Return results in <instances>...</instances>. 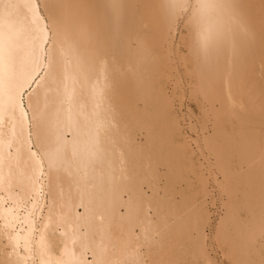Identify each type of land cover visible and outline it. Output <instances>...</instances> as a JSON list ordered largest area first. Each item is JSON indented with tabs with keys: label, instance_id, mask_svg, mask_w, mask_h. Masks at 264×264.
<instances>
[{
	"label": "bare ground",
	"instance_id": "1",
	"mask_svg": "<svg viewBox=\"0 0 264 264\" xmlns=\"http://www.w3.org/2000/svg\"><path fill=\"white\" fill-rule=\"evenodd\" d=\"M152 1L155 2L154 0H40L39 3H41L42 9L46 17L45 20L44 18H42V15L39 11L37 0H0V248L3 247V246L1 247V243L3 241L6 242L5 244L8 246V248L6 247L5 250L8 249V251L5 252V257L2 256V258L4 257L7 263L9 264H126L127 262H129V259H125V258L122 259L118 256L116 259L110 260L111 252L113 251L112 248H114L112 247L113 241L115 239L116 240L124 239L127 241L128 240L133 241L134 239H138L137 231H135V228L140 226L136 224L127 225L124 221L125 217L128 215V207L126 205L127 201H124L125 198L122 197L123 196L122 194H126L125 196L129 197L128 195L129 192L127 193V191L128 189L130 190L131 187L132 188L134 187L132 186L133 185L132 182L125 181L124 177L123 176L121 177L122 174L119 175L120 173H122V170L125 167V165L122 163L124 156H122L123 154H121V152L122 149L126 147V146L123 147L124 136H121L122 135L121 132L123 131L122 129H127L128 127L127 128L124 127V125L122 124L123 122L122 120L124 119H121L122 118L121 113H123V110H120V106L122 105L121 102L123 100L121 96L122 93L121 92L116 93V90L113 88V90H115L117 97L113 96L114 93L111 91L112 90L111 86H114L116 82L113 79L114 74L119 75L120 79L122 78L120 74L122 71L119 72V68L122 67V65L119 64V66H117L118 63L117 61H119V63L123 65L124 63H126L124 66L130 67L128 66L131 64L130 62L134 61L131 60V57L132 59H135L136 57H140V56L143 57L142 54L146 53V51L143 50V48H145L146 50L148 48L149 49L154 48L152 47L154 45L153 44L154 42L152 43L153 45L150 44L149 42L147 44L146 40L148 41L149 38H152V41L154 40L156 42L157 37L156 38L151 37V34H153L151 28L154 29L153 28L154 26L156 25L159 26L158 23L156 25L153 24L150 25L152 27H150L151 33L147 32V34L149 33L147 35L149 36L148 39L146 38V36H145L146 40H144L145 38L143 37L141 38L142 39L140 40L141 44L142 41H144L143 44L146 43L148 46L147 47L144 44L142 45L143 48L140 46V44H138L139 45L138 46L137 44L132 42L133 40H135L136 42L139 41L138 38H137L138 40L135 39L139 35V33H137V30L139 31V26H137L136 31L135 29H132L133 31H135V36L133 33H131L132 31H130L129 28L125 27V25L127 24L128 26L131 25L130 23L132 21L129 23L127 19L130 20V18H132L134 20L135 17L133 18L132 15L135 14L134 12L138 11L139 4L141 5L140 7L141 10L139 13L140 15H142L143 14V13L141 14L142 9L143 11H145L144 9L147 10L150 8V6L152 8L153 6L152 4H154ZM157 1L155 3L159 4L160 0ZM161 2L159 4V7H157L158 5L156 6L158 10L155 9L156 11L154 12L155 13L157 11L160 12L161 9L160 7H162L163 11L161 10L162 13L160 12V14H163V12L169 14L168 17L166 13H164L165 15H160L161 20L158 21L161 22L164 21L165 19L174 20V18L180 19L181 17L182 19L183 18L188 19L192 17V19L198 20L196 22L198 23L199 28H197L195 32H196V39L199 42L198 48L200 49L199 52L201 56L206 58L207 61L211 60L212 62L210 63L213 64H215L214 62L217 61L218 68L219 69L223 68L220 71L218 69L220 74H222L221 72H224L223 71L224 67L227 66L225 65L224 67H222V65H224L225 62L226 64L229 65L227 67L228 69H230V72H232L230 73L232 75L229 74L230 78L227 76L229 71L227 72L228 69L225 67L227 69V70L225 69L226 70L225 72H227L226 73L227 75L226 74L225 75L226 77L229 78V80L224 79L225 77L222 76L224 74L221 75L223 77L222 79L223 82L220 79L222 78L221 76L219 77V79L221 80L222 84L224 83L225 80L227 81L226 82L227 84L229 83L228 85H230L231 83L230 80H232L233 81L232 83L234 84L231 83L232 86L226 85L227 88L222 87L223 90L227 91L229 89L232 93L234 90L233 88H235L234 86H237L238 88L240 87L239 90H241V95L237 94V96L240 95L241 97H237L236 95H234V97L235 96L237 97L235 99H239V101L233 99V94H232L231 97L227 96L228 100H226V97L224 99L225 101L222 100V106H224L223 103L225 104L226 102L227 105L226 104L225 105L227 106V108L226 106L225 108L227 110L229 109V112L233 111L235 113L236 110L238 109L239 110L243 109V111L246 112V113L244 112L245 114L241 113L242 114L241 119L244 122L243 124L241 123V119L239 123L237 121L235 123H232L234 126L236 125V123H238V125L235 126L236 128L234 127L237 133L235 132L233 136H236L235 134L241 133L244 136V138L243 136H241V134L239 138L242 137L243 139H245L246 143H244L245 145L244 144L241 145V147L240 145H238L239 143H237V146H239L237 147L236 141L230 142L232 140H229L230 139L229 138L228 140H225L223 144L225 145V142L229 141L226 143L225 147L227 148V144L228 146H230V144L232 145L227 148V151L226 153H224L225 154L224 156L222 152L223 151L225 152L224 149L226 148H224V145L221 143L224 149L222 148L223 151L220 150L221 151L220 154H222L223 158L222 159H218L216 157L215 158L217 160H221V162H219L221 163L220 167L222 166L221 168L224 170L226 174H230V175L232 173L235 174L240 170L241 173L245 172V177H242L241 180L248 179L247 180L248 182L252 177V180L250 181H253L256 185V186L253 185L254 183L249 181L250 187L255 186L252 187L251 189L249 188V186L247 187V185H245L247 184L245 180L244 182H239L240 185H243L244 187L246 186V189L248 188L251 189L253 191V193L252 192L251 193L254 194V197L257 198V200L262 201V202L259 201V203L256 202V199L254 201L255 204L257 203L256 205L259 204V207L262 204L260 210H258L256 208L258 206L255 207L254 202H252L253 201L252 199L254 197L249 202V204H251V202L253 203V205H250L252 207L251 208L249 206L247 207L245 205V201L246 199L247 201L249 199H248V195L246 197V193L250 190L245 189V191L243 192V195L245 194V196L243 197H246V199H243L245 200L244 203H242L243 201L242 202L240 201L241 199H239L237 203L239 205V203L241 202V205L243 204L242 207L246 206L247 208L251 209L250 210L251 220L250 222L248 220V222L251 224V227L248 229L243 226L235 225L236 227L237 226L239 227L238 228L239 230L240 228L242 229L246 228L248 232H250L249 234L246 235L245 237L246 239L243 238L245 239L244 241L248 239V243L246 242L244 243L249 245V243H251L252 240L258 237L256 232H254L256 217L258 214L264 213V187H263L264 181H262L264 178V167L261 165H258V168L250 167L248 169L246 167L247 170L246 171L243 170V166H242L244 162L247 161L249 158L255 157L260 154V152L258 151V148L260 146L254 147L247 141H249L255 134L260 135L262 132H264V123L262 121V118H264V0H241V1L239 0H162ZM137 3L139 4L137 5ZM136 5L138 6L137 8H135ZM134 9L137 10L134 11ZM151 10H149L148 12H150ZM145 12L147 13V11ZM151 12L150 15L154 13L153 10ZM148 15L149 14L147 13V18H150L148 17ZM169 15H171V17ZM241 16L244 17L242 18ZM137 17H139V15L138 16L136 15V18ZM155 17H152V19ZM163 18L165 19L163 20ZM240 18L243 19V22L242 19ZM121 19L122 21H124V25H123L124 29L122 25H120L121 23H123V22L120 23L119 20ZM137 20L138 18L134 22L137 23ZM154 20H152L153 22L151 23H154ZM244 21L248 23H245ZM134 22H132V26L133 24H135ZM167 22L169 21H166L165 24ZM143 23L145 24L146 22ZM147 23H150V21ZM147 23L146 26H148ZM162 24H164V22H162L161 25ZM161 25L160 28L162 27ZM132 26H130V28ZM135 26H133L132 28H134ZM166 26H168V24H166ZM246 26L247 28L245 29L244 27ZM143 27H145V25H143ZM121 28L123 31L121 30ZM160 28L157 27V29ZM127 29H129V31ZM155 29L153 30L154 32L158 33L161 31V30L155 31ZM165 29L166 27L162 30L165 31ZM244 29L246 33L249 31V29H251L249 32L252 31L254 37H252V34L250 33H247L249 36L245 34ZM127 32L130 35L133 34L135 38L133 36L131 38ZM242 33H244L243 34L244 38ZM160 34H162V32H160ZM163 34H165V32ZM156 36H158V34H156ZM202 36H204L205 38L204 41L201 42ZM249 37L252 40L253 39L254 40L253 41L250 40ZM129 38H131L132 40H130ZM241 38L243 39L247 38L245 41L247 40L250 41H247L246 44V42H244L243 39L241 40ZM149 41L152 42L151 40ZM242 41L244 42V44ZM239 43H241L243 46H246L247 48L243 47ZM134 44L137 46L134 47L137 48V50L130 48L134 46ZM149 45L151 48L149 47ZM138 47L140 50H143V53H141L142 51L140 50L139 52H137ZM240 47L242 50H240ZM243 48L246 49L243 50ZM129 49H131L130 51V54H132L131 56H129ZM132 49L134 50V52L136 51L137 53L136 52L133 53ZM154 50L155 49H153V54L155 53ZM239 50L241 52L243 51L242 54L244 53L241 59L240 56H242V54L240 55ZM151 51H147V52H151ZM139 53H141L139 56H135ZM225 53H228L229 55L231 54V56L234 57V60L232 58V61H229L231 63L235 61V63H233L234 65L231 63L229 64V62L226 61L227 60L226 56L228 54ZM114 54L116 56H114ZM223 54L225 55L226 58L224 57ZM238 54L239 57H237ZM157 55L156 58L154 56L156 61L160 59L159 56H158L159 59L157 58ZM211 56L212 57L214 56L213 57L214 59ZM231 56L228 57L229 60ZM147 57L149 61L150 58L149 55H147L145 58ZM203 57L201 59H203ZM145 58H141L143 60H140L142 65L144 64L142 61H144ZM151 58H153V56ZM236 58H239L242 62L237 61L236 63V60H239ZM146 60L147 59H145V61ZM148 61H146L147 62L146 64H148L146 65V67L141 66L139 62L136 64L137 61L136 62L134 61L135 63H132L133 65L134 64L137 65V67L136 65H134L136 67V70L133 71L136 72V76L137 75L139 76L140 74L145 73L146 70H148L147 68L149 67V64L151 65L150 62H152V61L149 62ZM203 63L202 65H206V66H202V65L201 66L204 69V74L205 75L207 74L206 75L207 81L208 83L212 82L209 83V86H207L208 85L207 83H204L203 85L207 84L205 86H207V88L208 87L210 88L217 81L216 79L217 76H215V74L213 76L210 69L215 71V69H217V65L216 67L215 65L211 66V64L207 66L209 62L208 64L207 63L203 64ZM220 63H222V65ZM153 65L154 63L152 62V65L149 67L150 71H151L150 68L153 69ZM230 65H232V67H230ZM124 66L121 69H123ZM134 66L133 68L135 69ZM237 66L238 68L240 67V71L237 68ZM114 67L116 68L118 67V70ZM142 67L146 69L144 72L141 73L140 70L141 71L143 70L141 69ZM233 67L234 69H232L231 71V68ZM131 68L132 67H130V69ZM235 68L237 69L236 72L239 71L238 73L234 72L236 74L233 73V71L236 70ZM156 69L157 68L154 67L153 71L151 72L147 71V73H145V76L146 75L150 76L151 74H153L152 72H154V74L156 75L157 72ZM207 69L209 70V73L208 72L206 73V71H208ZM241 69L244 70L245 74L244 72L242 73L243 70ZM115 71L116 73H114ZM133 72L132 75H135V73L133 74ZM210 73H211V77H210ZM239 73H242V77H244L243 79H241V76L240 77L238 76L240 78V79L238 78V80L237 78L234 77L231 78L233 74L235 76L237 74L241 75ZM202 74H203V70H202ZM136 76H133V78ZM142 76L143 75H140V78H142ZM145 76H144V80H145ZM212 76L215 78V80ZM117 77L115 79L118 82L119 81L122 82ZM157 77H158L156 78L157 80L160 79L159 76ZM129 78H131L132 81L135 80V78L134 79H132V77ZM148 78L149 77H146V80ZM152 78L153 80L155 79L154 76ZM152 78L149 79L152 80ZM148 80L146 82L143 81L145 85H147ZM153 80L151 81L152 83L148 82L149 85H147L148 86L147 88L145 87L142 88L141 85L137 83L139 81L135 80V83H137L141 89H139L138 87H134L133 89L131 83L134 84V82L131 81L129 82L131 84L130 88L132 87L133 89V90L131 89L133 91V92L131 91L132 94L134 93L136 97L139 96L137 98L134 97L136 100L140 98L142 99V97L145 98L143 95L145 94V92L148 93L147 96L149 97V94L152 93V91H154L155 89H157L153 87L154 89L150 90V88H152L150 84L156 82ZM237 81H240L241 83L235 85ZM210 84L212 85L210 86ZM222 84H220V81L218 82V84L216 83L217 86ZM123 85L124 84L122 82V87ZM237 87L235 88L236 90L234 94L240 93ZM202 88L205 89L206 87L202 86ZM230 88H232V90ZM119 89L118 91L122 90ZM144 89L146 90L149 89V90L148 91L145 90L144 92L143 91ZM218 89H220V87H218ZM139 90H142L144 93L143 92L140 93L141 91L139 92ZM158 90H155L154 92ZM209 90L215 91L214 89H209ZM159 91H161L160 93L162 94V90ZM213 91H211L212 94L210 95L211 98L213 95H216L215 94L216 92ZM225 92L223 93L221 91V93H223L224 96L227 95ZM154 94L156 95V93ZM158 95L160 96L159 93ZM162 96L160 98L163 100L164 98H162ZM219 96L217 99L218 101L220 98L223 99V97H219ZM155 97L158 98L157 96ZM155 97L153 99L149 97L151 105L153 103L151 100H156ZM114 98L116 99L114 100ZM148 99L147 98L142 99V101ZM212 99L215 100V104H216L217 101L216 97H213ZM207 100L204 101L210 102V100L208 101ZM232 100L234 102L238 101V105L232 102ZM155 103H153V106H150L149 108L151 109V107H153L154 109L158 110L159 107ZM162 103L163 102H161V104ZM211 103H209L210 107L213 106V104L211 105ZM219 104L221 105V101L220 103L217 102L216 105ZM114 105L116 111L112 115V119H109L108 122L112 124L111 126L113 127L115 126L116 132L114 131V133L116 134L113 136L112 133L115 142H113L111 146L114 150L110 149L111 153H109L110 151L108 152L107 150L106 152V149L104 150V147L110 146L108 142L110 141L109 140L110 138L105 140L107 136L105 137L104 133H108L106 131L110 130L111 127L110 128L108 127L109 125L108 122L105 125L103 121L106 120L104 119L106 118L105 116H107V114L109 115V112L110 110H112L113 108L112 106ZM154 105L155 107L156 106L157 107L155 108ZM163 105L168 108L167 103H163L162 106ZM146 106L145 108L147 111L148 108ZM166 107L163 108V110L166 109ZM153 108L151 110H154ZM215 108L216 107H214V109ZM160 109L161 108H159V111H161ZM214 109L210 108V111ZM142 110L145 109L143 108ZM130 111L131 110H129V112ZM136 111H139V109L138 110L135 109V112ZM151 112L155 113L156 110ZM165 112H166L165 114H167L168 110L166 109ZM233 112L231 114L235 115L233 114ZM141 114L142 113H140V115ZM149 114L147 116H150ZM128 115L125 116L127 117ZM252 115H255L257 118L253 117ZM107 117L110 118L111 116L110 117L107 116ZM134 117L135 116L131 118L128 117V119L130 118L129 121H131ZM160 117L159 119H162ZM225 118L223 119L226 120L228 118L229 120V118L231 117H227L226 119ZM144 119L146 120V118ZM151 119H149L148 123H150ZM222 121L220 122L219 120L218 122L220 123V125L218 124L219 126H221L220 128H218V125L216 126L214 125L218 130H220L226 124ZM229 122L230 121H228V123ZM151 123H153V121ZM129 124H133V123L130 122ZM222 124H224V126ZM229 126L231 127L230 129H232L231 123H229ZM139 127L141 128V126ZM151 129L152 132L154 129L153 128ZM217 129L215 132L219 133ZM225 130L224 131L220 130L221 131L220 133L224 134L223 132H225ZM128 131L130 130L128 129ZM65 133H68V135H65ZM93 133H96L95 135L98 134L99 136L104 134L103 137L105 138L102 137L101 138L105 141L102 140L101 142L100 137L99 139L95 136L93 137L92 135ZM161 133L164 132L161 131ZM129 135L131 134L129 133ZM225 135L226 134H224L223 137H225ZM227 138L228 137L226 136V139ZM154 139L156 140L157 137H154ZM158 139L160 140V138ZM232 139L235 138L232 137ZM126 140L128 141V138ZM131 140L132 138L129 140L128 143L133 144L134 143L133 141L136 139H134L133 141ZM99 143L105 145L103 149L101 148V150L105 151L104 153L103 152L100 153V150L97 149L99 148L98 146H101L99 145ZM233 143H235L234 147H233ZM124 144L126 145L127 142H125ZM157 144L160 145L161 143H157ZM221 144H219L218 147H220ZM161 146L164 147L163 144ZM218 147L216 146V148ZM71 148L74 150L73 151L74 153L68 150L72 152L70 153L69 160L72 158L71 154H73L72 159L73 160L75 159L77 161V165L76 162L75 165L76 167L78 166V168L73 166L75 160L72 161L71 159V161L73 162L72 165L70 164V161L67 162L68 158L67 159L65 158L66 153L64 157V159L66 160L64 161L70 164V167L72 166V168H74V170L76 171L74 173L77 174L74 175L77 176V179L75 180L74 188L73 187L71 188L72 190H70V188L67 187L68 185H72V184H69L67 182L66 183L67 186H65L61 182V178H60L63 172H65V171L61 172L62 171L60 170L61 167L62 169L68 170L69 165L63 161L62 163L58 162L60 158L63 157V154L61 155L60 153L59 155L58 151L61 149L60 152H62V149L66 150ZM155 148L159 150L158 146H156ZM164 148L162 149L161 153H159V151H157V153L162 155ZM64 150L62 153H64ZM218 150L219 148L217 149V151ZM231 150L233 151L235 150L234 154L233 151ZM217 151H214L215 153H217V154L214 153L215 155H218ZM230 152H232V154ZM236 152L238 153L237 156H240L241 158H238V160L235 158L236 160L234 161L233 157L234 155H236L235 154ZM129 153L132 155L133 152L128 151L127 154ZM218 156L220 157V155ZM96 159L99 160L97 161V163H96ZM93 160H95V163L93 162ZM92 162L97 165L98 162L101 165L102 163L107 164L106 165L107 167L105 166L106 170L104 174H103V169L105 168L104 165L102 166V173H100L101 170L99 171L97 169H94L96 167L95 165H93ZM60 164H62V166H60ZM135 165L138 164L136 163ZM92 166H94V168H92ZM67 170L65 172L67 174L65 175H67V178H69L68 174H70V170L68 172ZM59 172H61L62 174L60 175ZM123 172H125V168ZM155 173L157 174V171ZM156 174H154V176ZM158 174L156 176H158ZM72 176H70L71 179ZM253 177L255 180L253 179ZM260 178H262L261 181L263 183L260 181ZM77 180L78 182L76 184ZM130 183H132L131 187H129ZM257 185H259V188L257 187ZM254 188H257L259 190L261 189L260 191L262 194L259 192L261 196H259V194L255 195L254 192L255 191L257 192L259 190L255 189L254 191L253 190ZM120 192L122 194H119ZM251 193L249 192L247 194H249L250 197H252L253 195H251ZM140 195H142V193H140ZM257 195L261 199H258V197H256ZM137 197H139V194ZM128 199L129 198H126V200ZM122 202L124 204H122ZM78 206H80L83 210L81 213L78 210L79 209ZM118 206L122 208L124 207L125 212L121 214L120 209L122 208L119 209ZM253 207L256 208V210H258L256 211V213ZM238 208L239 207H236V209ZM118 210L120 212H118ZM148 210L145 211L146 214L148 213L147 212ZM246 210L247 209H245V211ZM250 211L248 209V212ZM139 212H140L139 208L135 210L134 221L140 218L139 215L142 212L140 213ZM137 213H139L138 217H137ZM146 214L145 216H147ZM117 216H119L118 218L122 219L121 222L122 221L124 222L122 228L120 229L121 230L120 233L118 234L115 233L114 235L112 232H111L112 234L106 232V230L108 229L110 230L111 223L115 224V221L118 220ZM142 217L143 216H141V218ZM145 220L147 221L146 218ZM239 220H241V217L238 220H236V223H238ZM140 221L142 222V220ZM242 225H244V223H242ZM117 226L119 229L120 228L119 224ZM143 228L144 226H142L140 229ZM184 230L186 231L184 232V234L181 233V235L183 234V237L180 235L182 238L181 237L179 238L178 240L179 243L180 241L184 242V238L190 237L189 236L190 233L188 234V232L189 230L191 232V228L187 227V229L184 228ZM184 230L182 229V231ZM246 231L244 230V232ZM143 232L144 231H142V233ZM238 232L239 231H236V233ZM144 235L145 233H143V236ZM149 237L151 236L149 235ZM260 238L263 239L264 236L261 235ZM241 239H240V243H241ZM233 242L234 241H232L231 243L232 248L234 247L233 245L237 246L236 243H238L239 241L234 243ZM103 243L105 244L103 245ZM244 243L243 246L245 245ZM241 245L242 244H240V246L238 245V248L240 247V250H241ZM124 247L127 248L126 246H121V247L117 246L119 250L120 248L123 249ZM244 247L247 249V246ZM238 248H236V250ZM238 250L237 252L236 251L235 252L238 253ZM252 250L253 249L249 250V252L248 251L246 252L251 254L253 253ZM243 251L240 253H243ZM246 254H243V256L246 257ZM5 259H3L2 261L3 263H1L0 260V263L4 264ZM238 259H236V261H238ZM242 261L243 260H241L240 258L239 259L240 263L239 262L238 263L243 264L244 261L243 263ZM245 263L248 264L247 262Z\"/></svg>",
	"mask_w": 264,
	"mask_h": 264
},
{
	"label": "rangeland",
	"instance_id": "2",
	"mask_svg": "<svg viewBox=\"0 0 264 264\" xmlns=\"http://www.w3.org/2000/svg\"><path fill=\"white\" fill-rule=\"evenodd\" d=\"M154 1L156 2L157 0H154ZM161 1L162 0H160V2ZM239 1H241V0H239ZM39 2H40V0H37L39 11L42 15V18H44L46 20V17H45L44 11L42 9L41 3H39ZM155 2H153V3L156 4ZM160 2H159V4H160ZM157 3H158V1H157ZM239 3H241V2H239ZM138 4L139 3H137V5ZM154 4H152L153 5L152 8L150 6L149 9H147V10L144 9L145 11H147V13L149 15H150V12L152 10H153V12L158 10L157 7H159V4H156V5H154ZM137 5L135 8H137L139 6L138 11H136L137 9H134V11H136V12H134L135 13V14H133L134 16L132 15L133 18L135 17L134 20L129 17L130 20L127 19V21H129V23L131 21L134 22L138 18L137 23H139L140 25L137 24L136 22H134L135 24H133V26H135L136 24L137 25L134 28H132L133 26H132V22H131L130 23L131 24L130 26H132L131 28H130V26H128V24L125 25V27L129 28L130 31H132L131 33H133L135 36V31L137 30L136 28H137V26H139V31L137 30V33H139L138 36L140 37L141 35H143V32H144V35L139 38L136 34L137 37L135 38L133 36V34L130 35L128 32L127 33L130 35L131 38L133 36L136 40L139 39V41H137V42L135 40H133L132 42L137 44V45L140 44L141 47L144 44L147 46L148 42L150 44H152L154 42L153 44L155 46L153 44H152L153 46L151 45L154 48H151L149 45V47L152 49V51L149 48L147 50L143 47L142 48H143V50L146 51L147 55H149V57H150L149 61H152L155 65V66L153 65V69L150 68L151 71H153L154 67H155V68H157L156 71L158 73L159 72L160 73L158 75V73L155 71L156 75L154 74V72H152L154 75L150 73L151 74L150 76H147V75L145 76V73H147V71H150L149 67L152 65V62H150L151 65L149 64V67L147 68L148 70H146L145 73H142L146 69V68L144 69V67H146V65H148V64H146L147 63L146 61H148V57L145 58L147 56L146 53H143V50H140L138 47L137 52H139V50L142 51L141 53H143L142 54L143 57L140 56V57H136L135 59H132V57H131V60H134L135 62L137 61L136 62V64H137L140 60H143L141 58L147 59L146 61H145V59H144V61H142L145 65L144 64L142 65L141 61L139 62V64L141 66H144L141 68L143 70L142 71L140 70V72L142 73L140 75H143L142 78H140V75L136 76V72H133L134 70H136V67H137L136 64H134V65H136V67L132 64V63H135L134 61L130 62L132 65L130 63H129L130 65H128V66L132 67L131 69H130V67L124 66L126 63L122 62V63H124V65H123V64L119 63V61H117L118 62L117 66H119V64L122 65V67L124 66L123 69H121L122 67L119 68V72H121V71L123 72V73L122 72L120 73L123 80H122V78L121 79L119 78L120 77L119 75L114 74L113 79L116 82H115V85L112 84L114 86H111V89H112L111 91L114 93L113 96H116V97H117V95H116L117 92L122 93V95H121L122 99H123L121 102L122 105L121 106L119 105V106H120V110H123V113H121V116H122L121 119H124V120H122L123 122L122 121L121 122L124 125V127H126V128L128 127L127 129H122L123 131L121 130L122 131L121 136H124L123 147L126 146L125 148H123L124 150L122 149L123 153L121 152V154H123L122 156H124L122 163L125 165V167H124L125 172H123L124 171V168H123L122 173H120L119 175L122 174L121 177L123 176L125 181L132 182L133 185H132V183H130L129 187H131V185H132L134 188L131 187L130 190L128 189L127 193L129 192V194H128L129 197H126L125 196L126 194H122L121 192L119 193V194H122L123 195L122 197L125 198L124 201H127L126 205L128 207V215L125 217L124 221L127 225L136 224V225H140L141 227L144 226V228L140 229L141 228L140 226H139L140 228L139 227L135 228V231H137L138 239H134L133 241H131V240L127 241L124 239H118V240L115 239L112 243L113 244L112 247H114V248L111 247L113 249V251L111 252L110 260H114L118 256L122 259L123 258L129 259V262H127L126 264H236L239 262V259L241 258V260H243V261L245 259H247L244 261V263L242 261L243 264H246L245 262H247L248 264H264V238L263 239L260 238L261 235L264 236V213L258 214L256 217V220H255L254 232H256L258 237L256 239L252 240L251 243H249V245L246 244V243H248V239L246 241H244L246 239L245 238L246 235L250 233L246 229V228L249 229L251 227V224L249 222L251 220V218H250L251 217V211H250L251 209L250 208L252 206H250V205H253L252 202H254L255 199H256L257 203H259V201H260L254 197V194H252L253 191L251 189H252V187H255L256 185L253 181H250V180H252V177L249 181L253 182L254 183L253 185H255V186L250 187L249 181L247 182L248 179L247 180L242 179L243 180L242 181L241 178L245 177V172L241 173L240 170L235 174L234 173H232L231 175L226 174L224 172V170L221 168L222 166L220 167L221 163H219V162H221V160L216 159V158L222 159L223 156L225 155L224 153H226V151H227V148L232 145V144H230V146H228V144H227V148H226L225 147L226 143L229 141L225 142V145H224L223 142L225 140H228L230 138L229 140H232L230 142L236 141V146H237V143H239L238 145H240V147H241V145L246 143V140L243 139L244 136L241 133L240 134H241V136H243V138L242 137L239 138L240 137L239 133H238L239 135L235 134L236 136H233L235 132L237 133V131H235L236 130L235 126L238 125V123L241 119V116H242L241 113H244L245 111H243V109L239 110L237 108L238 110H236V112L238 111L237 112L238 114L236 112L234 113L231 110H230L231 112H229V109L228 110L226 109L227 108L226 102H225L226 105L223 103L224 106H222V100H224L225 97H226V100H228L227 96L231 97V95L233 94V99H235L237 97H241L240 96L241 90H239L240 87L238 88L237 86H234L235 88L237 87L239 92H240V93H236V94H234L236 89L233 87L232 88L234 90L232 93L229 89L227 91L223 90V88H227L226 85L229 84V83L228 84L226 83L227 82L226 80H229L230 75H232V74H230L232 72H230V69H228V67H227L229 65L226 64V62H225V64L223 63L224 65H222V63H220L222 65V67L227 65L225 67L228 70L224 67V70H223L224 72H221V73L225 75L229 71L228 75L226 74L229 77L228 78V77H226V75L224 76V75L219 73V71L222 70L223 68H221V69L218 68L217 61L214 62L215 61L214 60L213 62L215 64H213V63H210V62H212L211 60L207 61L206 58L201 56V54L199 52L200 49L198 48L199 42L196 39V32H195L196 29L199 28L198 23L196 22L198 20L192 19V17L188 18V19H184V18L182 19V17L180 19L174 18V20H169L168 18H167L168 20H166L165 18H163V20L165 19L166 21H169L166 23V24H168V26H166L165 20L161 21V22L158 21V20H161L160 15H165L164 13H166V12H163V14H160V12L162 13V11H163L162 7H160L161 8L160 12L159 11H157L156 13L154 12L150 16L148 15V17H150V18H147V13L145 11H143V9L141 11V14L143 13L142 15L144 17L142 15H140L139 12L141 10L140 9L141 5L140 4L138 6ZM161 6H163V5H161ZM149 10H151V11L148 12ZM155 14H156V17H155ZM168 14L166 13L167 17H168ZM136 15L137 16L139 15V17L136 18ZM152 15H154V16H152ZM169 16L171 17V15H169ZM140 17H141V19H140ZM152 17H155V18L152 19ZM241 17L243 18L244 16H241ZM142 18H143V20H142ZM146 18L150 19V20H147ZM242 18H240V19H242ZM154 19L158 22H156ZM170 19H172V18H170ZM152 20H154V23H151V22H153ZM119 21H120V23L123 22L120 24L123 27L124 21H122V19ZM142 21L146 22V23L150 21V23H147L148 26H146V23L144 24ZM245 21H246V19H245ZM162 22H164L165 25L164 24L161 25ZM242 22H243V19H242ZM157 23L159 26L156 25ZM245 23H248V22H245ZM151 24L156 25L153 27L154 29L156 27L155 31L161 30L160 32H162V34L165 32V34L162 35V34H160V32H158V33L154 32L153 31L154 29L151 28V30L153 32V34H151V37H153V38L157 37V39H156L157 43L154 40L152 41V38H149V36H147L149 34V33L147 34V32L151 33V30H150V27H152V26H150ZM143 25H145L146 28L143 27ZM160 25L162 26L161 27L162 29H164L166 27L165 31H163L160 28ZM157 27L160 29H157ZM140 28H142V29H140ZM244 28L246 29L247 26ZM123 29H124V27H123ZM129 29H127V30L129 31ZM132 29H135V31H133ZM245 29H244L245 34L250 33V34H252V37H254L252 31L249 32L251 29H249V31L247 33L245 32ZM121 30H122V28H121ZM141 31H142V33H141ZM155 33L158 34V36H156ZM244 33H242V35ZM154 34H155V36H154ZM242 35H241V37H242ZM145 36L147 39L149 38V40H151L152 42H150L149 40L147 41ZM248 36H247V38H248ZM142 37L145 38L144 40H146L147 44L146 43L143 44L144 41H142V44H141L140 40H142L141 39ZM131 38H129V39L132 40ZM204 38L205 37L202 36L201 42L204 41ZM243 38H244V35H243ZM243 38H241V40ZM246 39H243L244 42H246V44H247V41L252 40L250 38V40L245 41ZM244 42H243V44H244ZM241 43H239V44H241ZM135 44H134V46H132L130 48L137 50V48H134L136 46ZM146 46H144V47H146ZM241 47H240V50H242ZM243 47H246V46H243ZM246 48H243V50H245ZM133 49H132V51H133V53H135L136 51L134 52ZM153 49H155L154 54H153ZM240 50H239V53L241 55L243 51L241 52ZM130 51H131V49H129V56L132 55V54H130ZM147 51H151V52H147ZM111 53H113V52H111ZM141 53H139L135 56H139ZM148 53H150V54H148ZM225 54H228V53H225ZM243 54H242V56H240V59H241V57H243ZM150 55H152L153 58H151L152 56H150ZM156 55H157L158 59L160 57V59L157 61L155 59ZM228 55L226 56L227 58L224 55V57L227 59L226 61H228V62L232 61V58L234 60V57L231 56V54L229 55V56H231L230 60H229ZM114 56H116V55L114 54ZM135 56H133V57H135ZM154 56H155V58H154ZM202 57H203V59H201ZM237 57H239V54ZM138 58H140V59H138ZM215 58H216V56H215ZM154 59L157 63L154 61ZM236 59H239V58H236ZM240 59L236 60V63H237V61L240 62L241 61ZM116 60H117V57H116ZM202 60L205 64L206 63L208 64V62H209V64L207 66H209L211 64V66L215 65V67H216V65H217V69H215V71L217 70L216 72L214 70L210 69L212 75L214 76V74H215V76H217L216 77L217 81L215 82V84L213 83L215 85V87H214V85L210 84V86L212 85L211 86L212 88L211 87L207 88V86H209V83H212V82L208 83V81H207V78H206L207 74L206 75L204 74V69L202 67V66H206V65H202V63H203ZM224 61H225V59H224ZM230 63L231 62H229V64ZM233 63H235V61L232 62L231 64H233ZM238 64H240V63H238ZM221 65H220V67H221ZM133 66L135 67V69L133 68ZM230 67H232V65H230ZM114 68H116V67H114ZM128 68L130 71L131 70L132 71L130 72L128 70ZM237 68H238V66H237ZM116 69L118 70V67ZM218 69H219V71H218ZM225 69L227 70V72H225L226 71ZM232 69H234V67L231 68V71H232ZM238 69L240 71V67ZM202 70H203V74H202ZM241 70H243V69H241ZM236 71H237V69L234 70L233 73ZM132 72H133V74L135 73V75H132ZM207 72L209 73V70L206 71V73ZM238 72H236V73H238ZM243 72H244V70L242 71V73ZM114 73H116V71ZM211 73H210V77H211ZM236 73H234V74H236ZM242 73H239L241 75L237 74L236 75L237 77L233 74V76H231V78L234 77V78H237V80H238V78L241 76V79H243L244 77H242ZM244 74H245V72H244ZM115 75H116V77L118 76L117 78L123 82V84H124L123 87H122V82L119 81L121 83V85H120V83L115 79L116 78ZM148 75H149V72H148ZM152 75L155 78L154 80L152 78L153 77ZM221 75L223 77H225L224 79H226L223 84H222L223 77ZM128 76L132 77V79L135 78V80H138V81L141 79L140 80L141 82L139 81L137 83H139L142 88H144V87L147 88L148 87L147 85H149L148 82L152 83L151 82L152 80L158 82V83L154 82L153 84H155V85L150 84V86H152V88H150V90L157 88L155 90H158V89L162 90V94L160 93L161 91L158 90V91L154 92L155 91L154 90V91H152V93L149 92L150 93L149 97L151 98V97H153V95H154V97L155 96L158 97V98L155 97L156 100H151V101L153 103L156 102L155 104L159 108H161L160 109L161 111H159V108L157 110V109H154L153 107H151V109L153 108L154 110H156L155 113L151 112L154 110H151L149 107L153 106V103L151 105L150 98L147 96L148 93L145 92L146 89L143 90L145 92V94H143L145 98H143L142 96L141 97H142V99H146V98L148 99L149 98L148 100H145V101L146 102L149 101L148 103L150 105L148 103H146L144 100L142 101L141 98H140L141 101H140V99H137V100L135 99L139 96L136 97L134 95V93L132 94V92H133L132 90L134 89V87H138L139 89H141V88L137 83H135V80L132 81L131 78H129ZM133 76H136V77L133 78ZM144 76H145V80H144ZM157 76H159L160 79L157 80L156 79V78H158ZM220 76L222 77V78H220L222 80V82L219 79ZM146 77H149L150 79L152 78V80H150L149 78H148L149 80L147 79L148 80L147 85L144 84V82L147 81ZM234 78H233V80H234ZM214 80H215V78H214ZM130 81L134 82V84L131 83L132 84L131 85L129 83ZM219 81H220V84H222L223 86L222 85H218V86L216 85V83L218 84ZM230 81H231V83L233 82L232 80H230ZM204 83H207L208 85L205 84V85H207V86H205V85H203ZM231 83H230V85H231ZM238 83H241V82L237 81L235 83V85ZM116 84H119V85H116ZM232 84H234V83H232ZM130 85L133 87V89H132V87L130 88ZM230 85H228V86H230ZM202 86L206 87L207 89L206 88L203 89ZM239 86H240V84H239ZM218 87H220V89H218ZM113 88L116 90V93H115V90H113ZM232 88H230V89L232 90ZM118 89L119 90L122 89V90L118 91ZM209 89H214L215 91L209 90ZM148 90L149 89H147L146 91H148ZM143 91L139 90L140 93H142ZM211 91L216 92L215 93L216 95L219 94L220 95V96L218 95L219 97H223V99L220 98L221 100L219 99V101H218L217 100L218 96H216V95L212 96V98L216 97V100H217L216 104H217V102L220 103V101H221V105L219 104L220 106L216 105L215 100H213L211 98V96H210V95H212ZM221 91L223 93L226 91L225 93L227 95L225 94L226 96H224L223 93H221ZM154 93H156V95ZM158 93L160 94V96L158 95ZM151 94H152V96H151ZM237 94H240V95L237 96ZM162 95L165 97H163ZM234 95H236L237 97L236 96L234 97ZM161 96H162V98H164L163 100H165L166 102L160 98ZM153 98H151V99H153ZM208 98H210V99H208ZM115 99L116 98H114V100ZM207 99L210 100V102ZM204 100H207L208 102H206ZM212 100L214 103L212 102ZM235 100L239 101V99H235ZM238 101L234 102L232 100V102H234L237 105H238ZM134 102L136 103V105ZM143 102H145V103H143ZM161 102L167 103L168 108L164 105L162 106L163 103L161 104ZM125 103L128 106H126ZM209 103H211V105L213 104V106L216 108L214 109L213 106L210 107ZM145 106L148 108L147 111H146ZM208 106L214 110L210 111V108ZM225 106H226V108H225ZM112 107L113 108H112V110H110L109 115L107 114V116H109V117L111 116V117L108 118L107 116H105L106 118H104V119H106L103 121L105 123V125L109 119H112V115L116 111L115 105ZM121 107H122V109H121ZM154 107H155V105H154ZM165 107L168 110L167 114H165L166 109L163 110V108H165ZM238 107H240V106H238ZM143 108L145 110H142ZM132 109L134 110V113H133ZM135 109L136 110L139 109V111L135 112ZM129 110H131L130 111L131 113L129 112ZM157 111H158V113H157ZM232 112L235 115H232L231 114ZM124 113H125V115H128L130 113L132 116L129 114L130 116L128 115L126 117L124 115ZM140 113H142V114L140 115ZM149 113H151V114H149ZM214 113H215V116H214ZM136 114H137V116H136ZM148 114L151 116L152 119L150 118V116H147ZM239 114H241V115H239ZM133 116H135L134 117L135 119L133 118L131 121H129L130 118ZM252 116L256 117L255 115H252ZM128 117H130V118L128 119ZM136 117L138 120L136 119ZM143 117L146 118V120ZM159 117L162 119H159ZM225 117L226 118L231 117V118H229V120H228V118L226 119ZM223 118H225L226 120H224ZM125 119L126 120L128 119V120L126 121ZM149 119H151L150 123H148ZM155 119L156 120L158 119L157 122ZM222 119H223V121H222ZM219 120H220V122L222 121V122L226 123L225 126H224V124H222L224 127H222L220 129L223 131L226 129L225 130L226 133L223 132L224 134H226L225 137H223L224 134L220 133L221 131L215 127L218 124L220 125V123H218ZM227 120L230 121L229 123H231V126L233 125L232 123H235L236 121L238 123H236L235 126L233 125L232 129H230L231 127L229 126V123ZM128 121H129V123L131 122L134 125L129 124ZM152 121H153L154 125H153V123H151ZM262 121L264 123V118H262ZM139 123H140V125H139ZM160 123H161V125L162 124L163 125L161 126ZM241 123L242 124L244 123L242 121V119H241ZM141 124H143V125H141ZM111 125H112L111 123H109V125H108L109 128L111 127V129H110L111 131L107 130L106 132H108V133H104L105 137L107 136L106 138L103 137L104 134L100 135V136L98 134L95 135L96 133L92 134L93 137L95 136L98 139H99V137L105 138V140L110 138L109 139L110 141H108L110 146L104 147L105 145H102L99 143V145H101V146H98L100 149L99 148H97V149L100 150V153H102V152L104 153L105 149H106V152L108 150V152L110 151L109 153H111V150L113 149L111 144L113 142H115V140L113 139L114 138L113 136L116 133H114L115 126L113 127ZM219 125H218V128L221 127ZM139 126H141V128ZM151 128L154 129L152 132H151V130H152ZM128 129L130 131H128ZM216 129L219 131L220 134L218 132H215ZM147 130L148 131L150 130L149 132L151 134ZM233 130H234V132H233ZM161 131L164 133H161ZM128 132L133 136L129 135ZM154 132H155V135H154ZM112 133H113V136H112ZM65 135H68V133H65ZM237 135H238V137H237ZM153 136L157 137V139L155 140ZM226 136L228 137L227 139H226ZM229 136H232L236 140L232 139V137H229ZM102 138L100 139L101 142L103 140ZM127 138H128V141L126 140ZM129 138L130 139L132 138L131 141H133L134 139H136V140L133 141L134 142L133 144L128 143L130 140ZM158 138H160L161 141ZM262 138L264 139V132H262L260 135L255 134L249 141H247L248 143H250L254 147L260 146L258 148V151L260 152V154L255 156V157H251L247 161H245L244 164L242 165L243 170H246V167L248 169L250 167L251 168L252 167L258 168V165H261L264 167V140ZM105 140H103V141H105ZM163 140L165 143L163 142ZM125 142H127L126 145L124 144ZM157 143H161V144L158 145ZM221 143L224 145V148H226V149L223 148V145ZM162 144L164 145L165 148L163 146H161ZM219 144H221V146H220L221 148L218 147ZM116 145H115V147H116ZM134 145H136V146H134ZM156 146H158V148L160 146L164 148L162 155L158 154L157 151H159V153H161L163 148L160 147L158 150L157 148H155ZM216 146L219 148L218 151H217L218 148H216ZM234 146H235V143H233V147ZM103 147H104V150H101V148L103 149ZM121 147H120V149H121ZM129 147H130V149H129ZM237 147H239V146H237ZM107 148H109V149H107ZM222 148L225 150V152L222 150ZM71 149H66V150L62 149V152L64 150V153L60 152L61 151V149H60L58 151V153H59V155H60V153H61V155L63 154V157L61 156L63 159L60 158V160L58 162L62 163V161H63L66 164H68L67 162L70 161V164L72 165V163H73L72 161H74L75 159L74 160L72 159L73 154H71L72 155V158H71L72 161H71V159L69 160L70 153H72L74 151L73 149L72 150ZM68 150H70L72 152H70ZM220 150L223 151L222 152L223 156H222V154H220L221 153ZM65 151H67V152H65ZM128 151L133 152L132 153L133 156L130 153L127 154ZM137 151H139V152H137ZM214 151H217L218 155H220V157L218 155H215L217 153H215ZM231 151H233V150H231ZM234 151H233V154H234ZM65 153H66V157H65ZM137 153H138V155H137ZM230 153L232 154V152H230ZM235 154L236 155H234V157H233L234 161L236 159L238 160V158H241L240 156H237L238 155L237 152ZM152 156H154V157H152ZM158 156H159V158H158ZM64 157L66 159L68 158L67 162L64 161V160H66V159H64ZM154 158H155V160H154ZM97 161H99V160L96 159V163H97ZM75 162L77 165V161L75 160L74 164H73L74 167H76ZM93 162L95 163V160H93ZM94 163H93V165H95L96 168H94V166H92V168L97 169L99 171L101 170L100 173H102V166L104 165V167H105L107 165V164L102 163V162H101L102 165L99 164V162H98V165L94 164ZM136 163L138 165H135ZM70 164H68L69 165L68 170L62 169V167L60 169V170H62L61 172H63V171L66 172V170L68 172L70 170V174H68L69 178H67V175H65L67 173H65V172H63V174L61 172H59V174L60 175L62 174V176L60 178H61V182L63 183V185L67 186V184H66L67 182L69 184H72V185L74 184L73 186L72 185L67 186L68 188H70V190H72L71 188L72 187L74 188L75 180L77 179V176H74V175H77V174L74 173L76 171L74 170V168H72V166L70 167ZM60 166H62V164H60ZM97 167L98 168L101 167V168L98 169ZM106 167L103 169V174L106 170ZM76 168H78V166ZM91 171H92V169H91ZM156 171H157V174H158V172H159V174L162 172L163 173L160 175L158 174V176H156L157 175L155 173ZM71 172H72V174H71ZM133 172H134V174H133ZM127 174H128V176H127ZM154 174H156L155 176L157 178L154 176ZM243 174H244V176H243ZM70 176H72V179L70 178ZM253 179H254V177H253ZM244 180L247 182V184H245V185H247V187L249 186V188H251V189L248 188L250 191H248L247 193L252 192L251 195H253L252 197H250V195L246 193V197L248 195V199H249L248 201H247L246 197H243V196H245V194L243 195V192L245 191L246 186L244 187L243 185H240V183H239V182H244ZM261 180H262V178H260V181ZM262 181H264V178ZM77 182H78V180L76 181V184H77ZM237 184H239V185H237ZM257 187L259 188V185H257ZM137 188L138 189L140 188L139 189L140 191ZM248 189H246V190H248ZM255 189H257V188H254L253 190L255 191ZM257 190H259V189H257ZM260 190L257 192L255 191L254 192L255 195L259 194V192L261 193ZM130 191H131V193H130ZM137 191H138V193H137ZM140 193H142V195H140ZM138 194H139V197H137ZM259 196H261V195L259 194ZM259 196L257 195L256 197H258V199H261ZM126 198H129V199L126 200ZM137 199H138V201H137ZM239 199H241L240 200L241 202L243 201L242 203H244V201H245L243 199H246L245 205L247 207L249 206L250 208H247L246 206H243L244 207L243 208L242 207L243 204L241 205V202L238 205L237 203H238ZM251 199L253 201L251 202V204H249ZM260 202H262V201H260ZM122 204H124V203L122 202ZM256 204L254 202V206L255 207L258 206L256 208L258 210H260V207L262 204L260 205V207H259V204L258 205H256ZM78 207H79L78 210L81 213L83 210L80 206H78ZM236 207H239L240 209L238 208L239 209L238 210V209H236ZM120 208H122V207H119V209ZM138 208L140 209V212H142V213L139 212L140 218L134 221V212ZM256 208L253 207V209L255 210V213H256V211H258V210H256ZM245 209H247V210L245 211ZM248 209L250 212H248ZM146 210H148L147 214L145 212ZM120 211H121V214L124 213L125 212L124 207L122 209H120ZM120 211L118 210V212H120ZM143 212H144V214H143ZM139 213H137V217H138ZM145 214L151 218L145 216ZM141 216H143V217L141 218ZM118 217L119 216H117V218ZM240 217H241V220H239V222L238 221L237 222L241 225L236 223V220H238ZM145 218L147 219V221L145 220ZM245 219L247 222L245 221ZM121 220L122 219L118 218V220L115 221V224L111 223L112 226L110 225V227H111L110 230L108 229V230H106V232H109V233L112 232L114 235H115V233L116 234L120 233V231H121L120 229L122 228V226L124 224V222L123 221L121 222ZM140 220H142L143 223ZM248 220H249V222H248ZM116 222L119 224V227H120L119 229L117 226L118 224ZM165 222H168V223H165ZM242 223H244V225H242ZM235 225L246 227L243 229L245 231L246 230L247 231L244 232V230L242 228H240V230H239L238 229L239 227L238 226L236 227ZM112 227H113V229H112ZM182 227H184L186 229H187V227L188 228L190 227L191 232H190V230L188 232V234L190 233V235H189L190 237L188 236L189 238H184V242L180 241V243H179V241H178L179 238L181 236L183 237V234L186 231ZM138 229H140V230H138ZM182 229L184 231H182ZM141 230L144 231L143 233H145V235H147V236H145V235L143 236V233ZM236 231H239V232L236 233ZM147 233H149V234H147ZM181 233H183V234L181 235ZM149 235L151 237H149ZM240 235H241V237L243 235L242 239H241ZM237 236H239V237H237ZM235 237H236V239H235ZM243 238H245V239H243ZM234 239L237 241H235ZM240 239H241V243H240ZM242 240H243V243L246 242V243H244L245 244L244 246H247V249L243 246ZM232 241H234V242L239 241V242L236 243L237 246L233 245L234 247L232 248V245H231ZM5 243L6 242H4V241L1 243V247L3 246L5 248H3V247L0 248V250H1V252H0L1 263H3L2 261H3V259H5L4 258L5 252L8 251V249L5 250L6 247L8 248V246ZM104 244L105 243H103V245ZM240 244H242L241 250H240V247L238 248V245L240 246ZM117 246L118 247L126 246L127 248L124 247L123 249L120 248V250H119L117 248ZM235 247L240 250L239 251L237 249L238 253H236L237 250ZM242 248L244 251L242 250ZM248 248H250V249H248ZM251 249H253L252 250L253 253H251V251H250L251 254H249L248 252ZM242 251H243V253H240ZM246 251H248V252H246ZM238 254H239V256H238ZM241 254H242V256H241ZM243 254H246L247 258L244 257ZM2 256H4V257L2 258ZM242 258H245V259H242ZM236 259H238V261H236ZM5 262H6V259H5ZM5 262H4V264H9V263H7V262L5 263Z\"/></svg>",
	"mask_w": 264,
	"mask_h": 264
}]
</instances>
